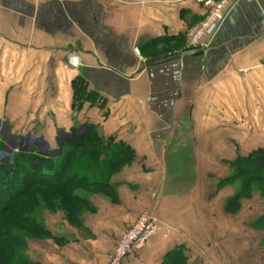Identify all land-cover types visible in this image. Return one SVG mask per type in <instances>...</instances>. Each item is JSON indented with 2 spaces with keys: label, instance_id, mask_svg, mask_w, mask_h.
I'll return each instance as SVG.
<instances>
[{
  "label": "crops",
  "instance_id": "0c3cea01",
  "mask_svg": "<svg viewBox=\"0 0 264 264\" xmlns=\"http://www.w3.org/2000/svg\"><path fill=\"white\" fill-rule=\"evenodd\" d=\"M205 13L201 0H0L1 135L54 154L59 132L92 124L135 153L111 178L116 201L93 197L80 228L43 212L48 235L26 241L29 264H107L143 210L162 230L121 264H159L180 244L188 264H208L200 249L225 228V198L213 212L209 196L238 154L264 148V0H238L189 49ZM76 78L99 104L75 108Z\"/></svg>",
  "mask_w": 264,
  "mask_h": 264
},
{
  "label": "trees",
  "instance_id": "16d2710c",
  "mask_svg": "<svg viewBox=\"0 0 264 264\" xmlns=\"http://www.w3.org/2000/svg\"><path fill=\"white\" fill-rule=\"evenodd\" d=\"M74 94L78 97L84 94L78 78L74 81ZM57 143L60 150L54 154L31 148L3 157L0 170V264H9L10 255L27 259L21 249H25L26 241L31 237L20 225L25 224L42 235H48L43 221L36 220L45 209L37 202L44 195L34 194V190H49L51 193L55 192L53 190H67V195L60 199L67 196L70 200L84 201L77 188L111 187L112 176L135 157L134 150L127 143L100 134L92 124L79 129L73 127L68 133L59 132ZM230 165L231 172L218 184L235 177L240 171L264 184L263 147L238 154ZM235 166L238 171L233 169ZM159 264H188L184 245L167 250Z\"/></svg>",
  "mask_w": 264,
  "mask_h": 264
},
{
  "label": "rangeland",
  "instance_id": "374dc122",
  "mask_svg": "<svg viewBox=\"0 0 264 264\" xmlns=\"http://www.w3.org/2000/svg\"><path fill=\"white\" fill-rule=\"evenodd\" d=\"M79 82L84 94H82L81 97H78V95L75 96V108L83 102L99 104L101 98L91 94L80 78L78 79V83ZM6 127L7 125L5 123L0 124V170L3 157L6 155L12 156L20 149H27L23 147H28V143H22V147L19 143L16 144L13 141L9 142L8 138H4L1 134L5 129L7 131ZM8 165H10V163H8ZM228 165L231 168V165ZM230 168L229 173L231 172ZM233 169L238 171L239 168L235 166ZM237 173L235 177L216 185V196L213 193L209 196L212 205H210V208L213 212H216L213 210V205L216 203L217 193H220V196L223 195L222 197L219 196V199L225 198L223 207L225 228L223 233L215 238L212 237L214 240L210 242L207 247L204 246L200 249L203 257L207 258L208 264H264V214L259 215L254 223L247 221L245 216L253 208L252 206L256 207L258 203V206L262 207L260 205L264 204V184L250 179L247 173L242 171ZM53 191L55 192L51 193L52 191H41L39 189L34 190V194L42 193V196L44 195V198L41 197L42 199L37 202H40L41 206H44V212L49 213L56 220L61 221L62 224L75 228L81 227L80 222L85 212H95V205L92 201L93 197L101 196L113 203L117 198L116 186L107 188H77V192L84 197V201H80L79 199L70 200L67 196L64 199H60L61 196L67 195L68 191ZM44 201L48 202L47 205ZM239 210L240 213L237 215L236 212H239ZM42 215L38 216L36 220L42 221ZM144 219L152 222L156 221L160 224L162 230L161 222L157 216L148 210H143L139 212L130 223L120 229L117 239L120 234L137 227ZM20 226H23L28 231L27 234L30 235L31 239L43 240L47 238V236L42 235L38 230L30 228L25 224ZM81 232L83 233V230ZM3 252L7 251L4 250ZM21 252L26 258L27 255L24 248L21 249ZM110 256L107 264H109ZM8 261L9 264H29L28 259H22L17 255H10Z\"/></svg>",
  "mask_w": 264,
  "mask_h": 264
},
{
  "label": "built area",
  "instance_id": "2783aa9c",
  "mask_svg": "<svg viewBox=\"0 0 264 264\" xmlns=\"http://www.w3.org/2000/svg\"><path fill=\"white\" fill-rule=\"evenodd\" d=\"M201 1L206 8V13L204 18L187 33V46L189 49L206 47L209 39L216 32L230 8L238 0ZM160 231L161 226L159 223L144 219L137 227L120 234L116 240L114 252L110 256L109 264H120L129 254L142 249Z\"/></svg>",
  "mask_w": 264,
  "mask_h": 264
},
{
  "label": "water",
  "instance_id": "95a60500",
  "mask_svg": "<svg viewBox=\"0 0 264 264\" xmlns=\"http://www.w3.org/2000/svg\"><path fill=\"white\" fill-rule=\"evenodd\" d=\"M65 62L71 66H77L79 63V58L75 54L70 53L66 56Z\"/></svg>",
  "mask_w": 264,
  "mask_h": 264
}]
</instances>
